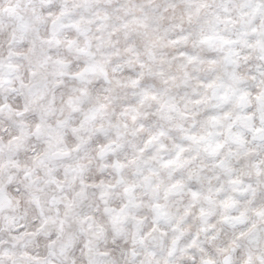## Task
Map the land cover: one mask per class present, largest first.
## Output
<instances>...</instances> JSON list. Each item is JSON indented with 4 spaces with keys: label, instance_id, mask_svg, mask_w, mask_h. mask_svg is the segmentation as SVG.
I'll use <instances>...</instances> for the list:
<instances>
[{
    "label": "snow or ice",
    "instance_id": "6c2138e0",
    "mask_svg": "<svg viewBox=\"0 0 264 264\" xmlns=\"http://www.w3.org/2000/svg\"><path fill=\"white\" fill-rule=\"evenodd\" d=\"M0 264H264V0H0Z\"/></svg>",
    "mask_w": 264,
    "mask_h": 264
}]
</instances>
